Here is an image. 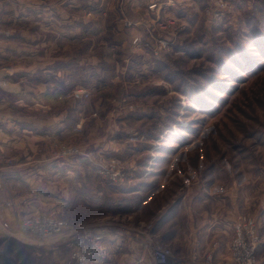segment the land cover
Masks as SVG:
<instances>
[{
    "label": "crops",
    "instance_id": "crops-1",
    "mask_svg": "<svg viewBox=\"0 0 264 264\" xmlns=\"http://www.w3.org/2000/svg\"><path fill=\"white\" fill-rule=\"evenodd\" d=\"M127 2L141 10L138 16L125 13L136 26L121 25L118 18L107 24L99 16L94 23H76L73 32L46 29L49 35L46 30V34L24 30L20 22L27 16L16 14L10 5L4 9L9 11H1L5 26L0 27V215L12 223L19 219L5 207L10 199L19 204V217L61 211L72 219L73 213H89L74 221L104 222L111 254L124 242L122 254L114 251L118 257L146 264L155 263L144 254L140 225L151 224L146 239L171 246L181 264H204L210 253L214 263L223 264L230 260L234 224L242 214L233 190L187 191L181 179L177 191L161 182L156 191L153 186L161 170L146 174L125 138L139 107L127 111L121 101L136 99L141 89L128 80L129 75L135 67L138 72L148 69L146 59L144 63L126 53L136 48L132 43L140 34L136 27L143 25L141 35L146 36L143 21L149 1ZM95 5L96 13L102 12V3ZM79 87L90 93L89 99L71 95ZM142 112L146 116V107ZM58 143L120 157L136 174L137 184L126 189L105 181L84 157L58 158L54 153ZM127 193L136 198L132 205L124 202ZM125 206L131 212L125 217L117 214Z\"/></svg>",
    "mask_w": 264,
    "mask_h": 264
},
{
    "label": "rangeland",
    "instance_id": "rangeland-1",
    "mask_svg": "<svg viewBox=\"0 0 264 264\" xmlns=\"http://www.w3.org/2000/svg\"><path fill=\"white\" fill-rule=\"evenodd\" d=\"M155 1L157 7L152 10H149L152 1L146 2L149 11H146L149 19L143 21L147 25L146 36L141 35L143 25L136 27L140 34L134 39L141 38L142 45H134L136 48H129L126 53V57L132 54L142 62L146 59L148 67L138 72L134 66L128 80L139 84L141 89L136 99L121 101L127 111L139 107L129 122L132 131L125 137L133 147L132 156H136L135 162L142 169L146 168V174L161 170L153 186L156 191L160 182L177 191L183 184L178 186L181 179L185 180V190L210 189L214 193L233 190L240 216L258 221L261 238L258 256L264 258V0ZM127 3V0H0V13L9 11L4 9L10 5L16 14L27 16V21L20 22L21 27H26L24 30L40 34L46 29L54 33L73 32L78 29L76 23H94L99 16L107 24L116 23L118 18L121 25L136 26L125 13L130 11L138 16L141 10ZM95 4L103 7L102 12L96 13ZM3 23L0 20V27L5 26ZM155 39H164L169 44L159 58L152 55L145 43ZM78 91L89 93L79 87L71 95L90 98V93L86 98ZM144 107L146 116L142 112ZM76 130L81 131V126ZM84 153L118 157L103 151ZM84 159L96 172L95 165L87 157ZM166 165L168 170L164 172ZM132 175L133 182L123 188L137 184L136 174ZM146 176L148 179L149 175ZM124 197L126 205L136 201L129 193ZM6 203L5 207L12 209ZM118 212L125 217L131 209L125 206ZM32 214L37 213L20 216L23 219ZM55 214L74 227L92 223L74 221L89 213H73L72 219L68 213ZM3 219L9 221L5 214L0 215V264H65L64 248L41 246L34 237L17 235V220L10 222L12 230L4 231ZM123 250L124 242L114 249L118 255ZM114 251L104 264H146V260L136 263L120 259Z\"/></svg>",
    "mask_w": 264,
    "mask_h": 264
},
{
    "label": "built area",
    "instance_id": "built-area-1",
    "mask_svg": "<svg viewBox=\"0 0 264 264\" xmlns=\"http://www.w3.org/2000/svg\"><path fill=\"white\" fill-rule=\"evenodd\" d=\"M149 1H152L149 10L155 9L157 2ZM141 42V38H135L133 45L140 46ZM145 43L155 58H159L169 47L164 39H155V42ZM79 93L86 98L89 97V93L86 91ZM54 150L58 158L87 157L89 162L95 165L96 172L113 185L124 186L133 182L134 176L118 157L105 158L102 153L89 156L79 146L64 143L54 145ZM6 206L11 207L15 212V217L19 218L17 220V235L34 237L33 239H38L37 242H40L41 246L64 248L67 251L65 264H104L111 256L108 245V229L104 222L97 221L74 227L55 213H37L22 219L17 213L19 204L14 199L8 200ZM1 227L4 231L12 230L8 220L3 219ZM151 229V224L140 225V234L143 236L141 245L144 254L149 255L155 264H180L181 261L173 256L172 250L167 245L160 241L146 239V233ZM12 236L16 235L12 234ZM260 243L257 219L239 216L234 224V236L230 244V260L223 264H264V258L258 256ZM203 263L218 264L214 263L212 253L207 255Z\"/></svg>",
    "mask_w": 264,
    "mask_h": 264
}]
</instances>
